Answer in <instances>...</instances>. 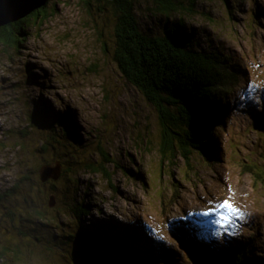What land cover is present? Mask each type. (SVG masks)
I'll use <instances>...</instances> for the list:
<instances>
[{"label": "rangeland", "instance_id": "374dc122", "mask_svg": "<svg viewBox=\"0 0 264 264\" xmlns=\"http://www.w3.org/2000/svg\"><path fill=\"white\" fill-rule=\"evenodd\" d=\"M84 1L50 0L47 18L20 23L26 34L19 44L0 45V195L6 198L17 185L21 192L23 178L38 182L43 162L76 163L68 180L41 186L44 214L30 208L23 192L0 204V249L19 245L24 264H88L83 246L67 237L81 225L103 235L120 230L139 255L122 264H197L174 232L184 225L196 235L194 245L243 249L245 257L264 263V179L254 173L264 177V0H185L191 10L170 19L153 0H137L143 31L158 36L182 19L198 50L224 52L245 68L229 114L215 126V161L197 152L187 159L162 151L157 109L114 59L109 5ZM43 143L51 145L47 158L37 155ZM54 185L72 192L67 205L52 193ZM76 199L87 214L73 211ZM225 200L244 213L226 227L217 223L216 211ZM14 205L26 218L32 215L29 222L6 216Z\"/></svg>", "mask_w": 264, "mask_h": 264}, {"label": "trees", "instance_id": "16d2710c", "mask_svg": "<svg viewBox=\"0 0 264 264\" xmlns=\"http://www.w3.org/2000/svg\"><path fill=\"white\" fill-rule=\"evenodd\" d=\"M99 1L109 5L108 9L105 8V14L111 15L115 21L114 59L121 73L159 113L162 151L171 152L174 155L181 153L187 159H190L195 152L213 157L217 143L216 138L213 137L214 126L221 123L222 118L229 113V98L236 85L244 78V66L224 52L198 50L194 45L193 35L186 31L185 21H181L182 19L173 23L166 31L164 30L163 34L150 35L141 29L138 21L137 0ZM153 1L169 19L183 10H191L186 8L185 0ZM195 1L191 0V5H194ZM224 1L229 4V0ZM84 2L90 3L89 1ZM47 13L46 8H41L16 23L2 26L0 28V45L19 44L18 38L26 34V30L20 23L29 19L38 22L41 18H47ZM239 66L241 67L239 68ZM32 133L31 131L30 135ZM43 144L37 155L40 153L41 156L47 158V148H51V145L46 147V143ZM53 147L55 148V146ZM30 149L28 148V150ZM49 161L43 162L42 168L44 165H50ZM54 161L62 166L60 179L68 180L67 173L75 167L76 163L64 161L63 158L60 161ZM42 168H37V170L39 169L38 182L36 179L27 177L21 180L23 200L34 207L39 204L37 209L30 207L38 212H40L38 198H40L41 186L55 181L50 179L43 182L41 180ZM254 173L264 179L258 171ZM14 188L6 198H4L5 194L0 195V204L7 202L10 197L16 199L20 196L21 192L18 193L16 190V188L19 189L18 185ZM52 189V193L58 195L59 198H66L63 203L67 205V200L72 192L69 194L67 188L59 185ZM35 191L37 192L36 198L33 195ZM56 195L51 196L56 198ZM72 205L73 211L77 213L78 217L88 213V210L78 203L77 199ZM20 208L16 205L13 208H6L5 214L13 222L18 217L19 223L23 221L25 224L30 221L32 215L26 218L25 214L23 215L19 210ZM3 222L4 219H1L0 229ZM78 228L80 230H77L74 236H64L73 239L79 247L83 246L81 255L83 259L85 258V263L122 264V262H134L139 257L135 250H130L123 243L120 230L116 232L111 230L103 235L98 232H89L83 227L81 228V225ZM174 232L182 236L183 242L188 246L197 264H264L262 262L255 263L248 256L245 257L246 251L243 249L226 253L219 246H210L200 242L194 245L192 239L196 240L197 238L196 235H192L188 226L181 225L179 229L174 227ZM58 236L55 235V239ZM4 240L0 238V244L5 243ZM13 246L14 248L0 249V264H17L18 260L19 264L25 263L21 247L15 244ZM8 251L13 255L8 256ZM110 254L119 255L120 260H108Z\"/></svg>", "mask_w": 264, "mask_h": 264}, {"label": "water", "instance_id": "95a60500", "mask_svg": "<svg viewBox=\"0 0 264 264\" xmlns=\"http://www.w3.org/2000/svg\"><path fill=\"white\" fill-rule=\"evenodd\" d=\"M50 0H0V28L16 23L36 10L46 7ZM92 1V0H86ZM114 1V0H109ZM62 166L60 164L44 165L41 171V180L50 179L58 181L61 178ZM56 205V198L51 196L50 206Z\"/></svg>", "mask_w": 264, "mask_h": 264}, {"label": "snow or ice", "instance_id": "6c2138e0", "mask_svg": "<svg viewBox=\"0 0 264 264\" xmlns=\"http://www.w3.org/2000/svg\"><path fill=\"white\" fill-rule=\"evenodd\" d=\"M216 211L219 214L217 223L223 222L224 227L234 223L233 217L243 218L244 213L230 200H225L223 203L216 206ZM227 211V215L223 213ZM203 215H211V212H204Z\"/></svg>", "mask_w": 264, "mask_h": 264}, {"label": "bare ground", "instance_id": "6f19581e", "mask_svg": "<svg viewBox=\"0 0 264 264\" xmlns=\"http://www.w3.org/2000/svg\"><path fill=\"white\" fill-rule=\"evenodd\" d=\"M194 223V222H193ZM171 228V227H170ZM179 231V230H178ZM147 261V260H146Z\"/></svg>", "mask_w": 264, "mask_h": 264}, {"label": "clouds", "instance_id": "9594fccd", "mask_svg": "<svg viewBox=\"0 0 264 264\" xmlns=\"http://www.w3.org/2000/svg\"><path fill=\"white\" fill-rule=\"evenodd\" d=\"M47 7V6H46ZM43 8H45V7H43Z\"/></svg>", "mask_w": 264, "mask_h": 264}]
</instances>
